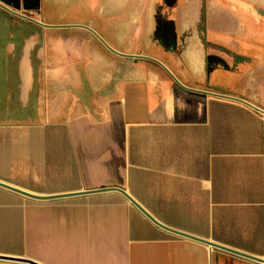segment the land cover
Segmentation results:
<instances>
[{
    "label": "crops",
    "instance_id": "0c3cea01",
    "mask_svg": "<svg viewBox=\"0 0 264 264\" xmlns=\"http://www.w3.org/2000/svg\"><path fill=\"white\" fill-rule=\"evenodd\" d=\"M31 1L21 9L49 25L0 23V182L42 197L0 184V255L264 264L194 238L264 259V112L226 97L264 110L263 81L226 83L234 49L249 46L245 24L264 22V0H108L96 10L108 38L89 23L46 22L43 3L56 0Z\"/></svg>",
    "mask_w": 264,
    "mask_h": 264
},
{
    "label": "rangeland",
    "instance_id": "374dc122",
    "mask_svg": "<svg viewBox=\"0 0 264 264\" xmlns=\"http://www.w3.org/2000/svg\"><path fill=\"white\" fill-rule=\"evenodd\" d=\"M107 1L108 0H56V4L54 6H48L47 4L43 3L41 10L44 14V19L46 20V22L55 21L61 23H75V24L89 23L92 24L94 29H96L102 35H104V37L108 38L104 33L101 24L96 23L98 19L96 15L97 8H102L103 5H106ZM120 1L122 5L123 4L127 5L130 4L132 0H120ZM133 2H135V0H133ZM178 4H184L186 6H191V7L208 6L210 4V0H157L158 7L174 6ZM14 9L35 17L34 14L23 11L21 8H14ZM50 10L51 12H53L51 13L52 16H50V12H49ZM30 21L31 20L20 17L0 7V23H28ZM171 24H172L171 30L169 31V34L172 41L176 42V40L178 39V34L174 30L173 27L174 23L172 22ZM245 26L246 29H245L244 40H247L249 46L245 47L243 50L242 47L237 46V48L238 49L240 48L242 51H240V49L237 50L235 48L233 51L234 54L233 62L231 63V65L229 62H226L227 70L232 69L234 75L232 83H230L229 80H227L226 83L228 86L232 85L234 87V90L242 86V84L238 83L241 78H237V74L249 77L248 81L249 80L254 81L249 84H251V86L254 87H257V83H261V81L264 82V60L256 61L251 59L252 57L264 54V22L257 23L254 28L253 27L248 28L247 24H245ZM238 28H239L238 29L239 32H241L240 26ZM234 38H236L235 34H234ZM239 52H244L248 56L244 54L239 55ZM245 58H250V59L245 60ZM221 64L223 65L224 63ZM242 80H241L242 83L246 84L245 82L246 78H243ZM260 91L263 92L262 89ZM262 98H264V93Z\"/></svg>",
    "mask_w": 264,
    "mask_h": 264
},
{
    "label": "water",
    "instance_id": "95a60500",
    "mask_svg": "<svg viewBox=\"0 0 264 264\" xmlns=\"http://www.w3.org/2000/svg\"><path fill=\"white\" fill-rule=\"evenodd\" d=\"M8 3H9V0H0V6L2 7V8H4V9H6L7 11H9V12H11V13H13V14H16V15H18V16H20V17H23V18H26V19H28V20H31V21H33V22H36V23H39V24H42V25H49V24H46L45 22H43V21H41V20H39V19H37V18H35V17H33V16H30V15H28V14H26V13H23V12H21V11H18V10H16V9H14V8H12L11 6H9L8 5ZM26 8H30V6H28V5H26L25 6ZM86 27H88V28H90L91 30H93L91 27H89V26H86ZM94 31V30H93ZM105 43H106V45L108 46V47H110L113 51H115V52H117V53H119V54H121V55H125V56H137V55H131V54H126V53H123V52H121V51H118V50H116V49H114L107 41H105L96 31H94ZM154 60H156L158 63H160L175 79H176V81L179 83V84H181L182 86H186V85H184L175 75H174V73L163 63V62H161L160 60H158V59H155V58H153ZM213 94H217V93H213ZM217 95H221V94H217ZM222 96H226V95H222ZM226 97H229V98H232V99H235V100H239V101H242V102H245V103H247V104H249V105H251L252 107H254L255 109H257V110H259V111H262V112H264V110L263 109H261L260 107H258V106H255L254 104H252L251 102H249V101H247V100H245V99H243V98H240V97H235V96H226ZM0 184L1 185H3V186H6V187H8V188H10V189H13V190H15V191H18V192H20V193H23V194H25V195H28V196H32V197H42V196H39V195H35V194H33V193H30V192H28V191H25V190H23V189H19V188H17V187H14V186H12V185H9V184H7V183H3V182H0ZM105 189H117V190H119V191H121L124 195H126L133 203H135L143 212H145L152 220H154L157 224H159V225H161L162 227H164V228H166V229H169V230H171V231H173V232H176V233H178V234H182V235H186V236H190V237H194V236H192V235H189V234H187V233H184V232H182V231H178V230H175V229H172V228H170V227H168V226H166V225H164L163 223H161V222H159V221H157L150 213H148V211H146V209L142 206V205H140L137 201H136V199H134L125 189H123V188H121V187H110V188H105ZM102 190H104V189H102ZM55 196H60V195H55ZM194 238H196V239H198V240H200V241H203V242H205V243H208V244H210V245H213V246H218V247H222V248H225V249H227V250H230V251H232V252H235V253H238V254H242V255H245V256H248V257H250V258H253V259H256V260H258V261H264V259L263 258H260V257H257V256H254V255H250V254H247V253H244V252H241V251H238V250H236V249H233V248H230V247H226V246H222V245H220V244H218V243H215V242H213V241H210V240H208V239H203V238H199V237H194ZM0 258H6V259H11V260H21V261H27V262H30V263H33V264H42V263H39V262H37V261H34L33 259H30V258H19V257H8V256H4V255H0Z\"/></svg>",
    "mask_w": 264,
    "mask_h": 264
},
{
    "label": "flooded vegetation",
    "instance_id": "af4514ba",
    "mask_svg": "<svg viewBox=\"0 0 264 264\" xmlns=\"http://www.w3.org/2000/svg\"><path fill=\"white\" fill-rule=\"evenodd\" d=\"M31 4H32V1L31 0H16L13 3V6H15L17 8H22V7L24 8L26 5L30 6Z\"/></svg>",
    "mask_w": 264,
    "mask_h": 264
}]
</instances>
